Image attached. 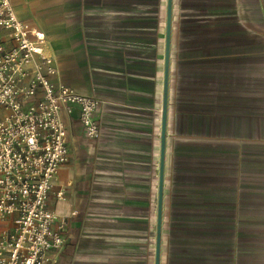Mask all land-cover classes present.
<instances>
[{
  "label": "crops",
  "instance_id": "obj_1",
  "mask_svg": "<svg viewBox=\"0 0 264 264\" xmlns=\"http://www.w3.org/2000/svg\"><path fill=\"white\" fill-rule=\"evenodd\" d=\"M11 2L52 80L106 102L99 139L67 117L49 264H155L167 0ZM164 161L160 264H264V0H173Z\"/></svg>",
  "mask_w": 264,
  "mask_h": 264
},
{
  "label": "built area",
  "instance_id": "obj_2",
  "mask_svg": "<svg viewBox=\"0 0 264 264\" xmlns=\"http://www.w3.org/2000/svg\"><path fill=\"white\" fill-rule=\"evenodd\" d=\"M45 42L46 33L19 18L11 0H0V221L7 222L0 228V264H49L65 248L66 219L57 218L49 198L70 158L68 115L77 108L86 135L102 134L97 113L105 100L54 82ZM156 220L157 212L154 226Z\"/></svg>",
  "mask_w": 264,
  "mask_h": 264
},
{
  "label": "water",
  "instance_id": "obj_3",
  "mask_svg": "<svg viewBox=\"0 0 264 264\" xmlns=\"http://www.w3.org/2000/svg\"><path fill=\"white\" fill-rule=\"evenodd\" d=\"M172 6H173V0H167L164 88H163V108L161 115V151H160L159 185H158V200H157L155 264H160V254H161L163 197H164V162H165L164 159H165V148H166V124H167V113H168V85H169V74H170V40H171V25H172Z\"/></svg>",
  "mask_w": 264,
  "mask_h": 264
},
{
  "label": "rangeland",
  "instance_id": "obj_4",
  "mask_svg": "<svg viewBox=\"0 0 264 264\" xmlns=\"http://www.w3.org/2000/svg\"><path fill=\"white\" fill-rule=\"evenodd\" d=\"M73 196H74V193H73Z\"/></svg>",
  "mask_w": 264,
  "mask_h": 264
}]
</instances>
